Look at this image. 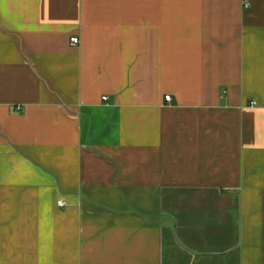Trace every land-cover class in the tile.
Listing matches in <instances>:
<instances>
[{"label":"crops","instance_id":"0c3cea01","mask_svg":"<svg viewBox=\"0 0 264 264\" xmlns=\"http://www.w3.org/2000/svg\"><path fill=\"white\" fill-rule=\"evenodd\" d=\"M0 264H264V0H0Z\"/></svg>","mask_w":264,"mask_h":264},{"label":"built area","instance_id":"2783aa9c","mask_svg":"<svg viewBox=\"0 0 264 264\" xmlns=\"http://www.w3.org/2000/svg\"><path fill=\"white\" fill-rule=\"evenodd\" d=\"M246 4H248V3H246ZM69 43L71 44V45H77L78 43H79V38L77 37V36H71L70 38H69ZM165 100H169L170 99V96L169 95H165ZM105 99V98H104ZM250 104L251 105H254L255 104V102L254 101H252V102H250ZM57 204L59 205V206H64L65 205V202L62 200V199H59L58 201H57Z\"/></svg>","mask_w":264,"mask_h":264}]
</instances>
